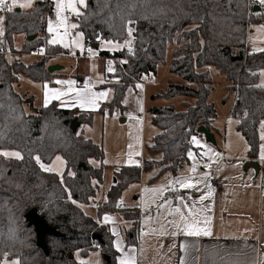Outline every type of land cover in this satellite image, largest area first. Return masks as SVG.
<instances>
[{
  "label": "trees",
  "instance_id": "16d2710c",
  "mask_svg": "<svg viewBox=\"0 0 264 264\" xmlns=\"http://www.w3.org/2000/svg\"><path fill=\"white\" fill-rule=\"evenodd\" d=\"M83 15L75 19L76 30L85 41L96 43L111 40L121 43L128 28L134 30V53L122 51L101 58L118 57L127 60L116 65L118 84L103 83L96 89L112 87L111 99L106 102L123 110L121 100L133 80L139 81L156 72L165 61L168 45L176 43L168 70L184 82L169 84L157 97H183V110L173 106L152 107L151 122L159 129L147 147L159 154L155 163L160 172L176 169L187 160L189 143L197 129L212 130L216 110L209 101L212 90L207 66H214L227 81L233 94V117L238 119L237 130L246 138L248 157L257 156L259 127L264 122V88L258 87V72L264 68V53H246L248 25L264 23V16L254 12L251 0H86ZM52 3L36 1L29 13L4 14V35L0 36V150L21 153L22 159L0 157V263L19 260L20 264H77L74 254L87 255L94 250L93 236L100 237L102 257L115 264L112 236L105 225H99L81 209L95 197L103 182V151L78 135L79 127L89 123L91 115L78 109H62L56 102L47 107L33 108L32 98L20 96L14 89L19 76L34 82H45L55 73L47 71V55L61 54L59 47L46 44L45 23L52 12ZM1 14V13H0ZM26 39L21 49L29 52L44 48L47 57L25 64L8 61L4 53L13 51L15 35ZM27 52V53H29ZM124 72V73H123ZM105 103V104H106ZM29 104L32 112L25 111ZM77 124L75 130L72 126ZM56 155L66 162L62 177L43 171L36 163H49ZM91 160L99 162L94 166ZM152 163L144 160L141 166L121 167L114 175V184L106 192L105 201L97 213H115L121 193L138 183L141 172ZM36 209L60 237L47 235V254L37 246L34 228L25 214ZM133 214V213H132ZM128 219H135L133 214ZM127 237V244L135 239ZM97 241V240H96Z\"/></svg>",
  "mask_w": 264,
  "mask_h": 264
},
{
  "label": "crops",
  "instance_id": "0c3cea01",
  "mask_svg": "<svg viewBox=\"0 0 264 264\" xmlns=\"http://www.w3.org/2000/svg\"><path fill=\"white\" fill-rule=\"evenodd\" d=\"M251 3L258 6L259 13L264 16V5H261L258 0H251ZM19 12L21 11L19 10ZM17 36H21L22 46L23 42L26 39L22 35ZM96 41V43H89L84 39L83 54L85 58H101L100 53L102 52H107L111 56L117 53V51L106 50L104 48V45L100 43V40L98 38L96 39ZM89 48L94 52H97L98 55L95 57H91L89 52L87 51V49ZM245 49L246 53L248 54L256 52L264 53V51H261V49H264V23L259 25H249V29L246 35ZM37 51L40 52V50ZM50 65L47 63V66ZM55 73H58V71ZM95 80H99L97 76ZM82 81V79H79V83H82L83 85ZM142 83V79L139 80V84ZM183 83V81L176 82L177 85H181ZM169 84L174 83L169 82L168 85ZM82 87H84V85ZM94 89H96L95 86L92 87V90ZM96 90H110L111 96L109 97V100L111 99L113 93L112 87H106ZM143 93L145 92L143 91ZM157 95L159 94L152 96L151 100L157 97ZM185 100H189V102L192 103L191 99L184 98V100L181 101V104ZM144 103H146L145 95H143V107L145 106ZM233 104L234 97L232 100L231 109ZM57 105L62 109H71L61 105L59 106L58 103ZM81 112H84V110ZM120 118H123L122 122L125 121L124 117L121 116ZM260 127L258 133L259 146L256 157H248V145L246 141V146H239V148L232 151H228L227 149L224 150L222 146V149L219 150L217 164H212L213 169L209 168V165L211 163L206 167L199 165L197 166V172L195 175H209L207 184L212 189V195L208 200L204 201V205H200L198 203L201 196L207 195L208 190L204 186V184L199 185V191L180 189L178 186H176L177 191L173 192L171 190H166L163 198L151 192L146 193L144 191L145 189H153L166 186L169 182V179L188 176L189 169L193 165V161L189 160L187 157V160L183 162L175 172H172L170 170L160 172L161 167L155 164L160 159V155L151 153L149 151L148 152L151 153L152 156L146 161L150 160L154 163L151 162L152 164L148 166V169L141 172L138 182V189L132 192V194L130 193L131 196H127V193L129 191V187L132 186V184L129 185L121 193L118 204L121 206H117V212L103 213L100 215L97 213V207L90 209L87 213L85 212L84 207L88 208V204L82 205L81 209L84 213H86L90 217L91 214H93V217H91L93 220H95L96 222L101 221L100 223H97L99 225H105L107 227L110 235L112 236V246L115 251V264H118V257L121 254L116 251L114 246V242L117 238L112 235L111 229L113 228H115L119 232L120 239L123 241V247L125 251L130 248L135 249V251L131 254L136 257L137 264H181L182 260L184 261V264H264V195H261L260 191V178L264 176V159L261 158L262 149H264V140L261 139L262 135L260 133ZM158 133L159 129L156 134ZM239 134L241 133L239 132ZM226 152H232V154H226ZM222 162L224 163L219 168V164H221ZM97 163L99 165V162H96V164ZM114 167L115 169L111 171L112 182L110 187L114 184L115 173H117L121 168V166ZM104 174L105 169L103 168L102 183H104L106 177V175L104 176ZM145 174L147 175L146 178ZM102 185L103 184L97 187L96 195L98 194L97 192ZM107 191L108 190H106V192ZM106 192L102 191V203L106 199L103 198L104 194L106 197ZM135 192L136 195L134 194ZM178 196H183L185 198V202L189 205L195 203L197 210L202 207H209L211 209L210 211L201 213V216H208L210 218L211 222L209 228L211 231V235H201L199 237H190L183 234L172 235V233L176 230L171 224L167 223V221L174 219V217L168 216L166 209L158 210L157 205L164 203V199L166 198L172 200V207H176L179 203L176 199V197ZM188 197H191L192 199L189 200ZM145 204L146 210L144 219H142L144 212V209L142 208ZM121 210L133 213L135 215V219L131 220L122 216L120 212ZM182 210L185 211V213L187 212L186 209ZM105 215L113 217L114 222L107 224L103 223V217ZM147 216H149V223L146 229H143L141 231V224H144ZM162 225H164L163 229ZM150 228L152 229V231H149ZM162 231L163 234H161ZM135 232L136 238L134 236ZM128 236L130 239L133 238L132 236H134L135 239L133 240V244H127ZM99 255L100 259H97L99 263H101L102 261H106L107 263H109L108 257H102L101 254ZM97 261L96 257H94L93 262Z\"/></svg>",
  "mask_w": 264,
  "mask_h": 264
},
{
  "label": "rangeland",
  "instance_id": "374dc122",
  "mask_svg": "<svg viewBox=\"0 0 264 264\" xmlns=\"http://www.w3.org/2000/svg\"><path fill=\"white\" fill-rule=\"evenodd\" d=\"M35 1H47V0H33L32 7L30 8L17 7V8H19V10L23 13H27V12L29 13L33 10ZM49 1L52 3L53 9L51 14L46 19V23H45V32L47 36L46 44L52 47H59L60 49H62L63 52L61 54L47 55L45 54L46 51L42 47H39L36 50L29 52L27 49H21L22 38L21 36L16 35V37H14L13 51L5 54L8 61H13V60L22 61L25 64L38 61L48 56L47 63L49 65L57 64L62 66V70L58 71V73H55L51 78H49L45 82H34L22 75L18 77L17 83L14 84L15 91L24 98L31 97L32 98L31 105L33 108L36 109L45 106V92L48 89L66 90V86L62 89L61 85L56 83V81L58 80L75 81L76 89L84 88L82 87L83 86L82 83H79V79L82 80L91 79L92 81H94L95 84L94 86L103 84V83H99V80H95L96 76L98 77V79L102 77L106 81L105 83L112 85L118 84L116 81L121 80L119 76H116L115 71L111 73L107 71V68L103 66L104 61L102 58H97V57L91 59H89L88 57L85 58L83 54L84 51H81L78 48H64L60 44L53 45L48 43V40L51 39V36L47 31L48 20L49 19L55 20V5L53 3V0H49ZM19 2L24 3L25 0H19ZM10 3L11 0H9V4ZM83 9L84 7L80 9L81 12L83 11ZM66 15L68 14L66 13ZM0 16H4V14H0ZM76 18L77 17L75 16H71L70 22L76 23L75 21ZM0 28H3V24H0ZM248 29H249V25L247 27L246 35ZM62 31L63 30H61V32ZM77 32L79 31L73 29L72 35L75 36ZM126 39H128L127 33H126V38L120 44H123ZM82 43L84 45V39ZM175 49H176V43H172L168 45L165 61L157 65L156 72L154 75L142 79L143 83L141 85H143V90L135 87V85L138 84L139 81H134V80L132 82L133 83L132 86L126 89L125 95L121 100V106L123 107V110H121L122 117L125 118L124 122H121L119 118H116L114 117L113 114H111L115 108H118L117 106L112 107L108 103L103 104L109 100L111 94L109 95L107 100L100 102L98 110L96 111L84 110V112L89 113L91 115V120L89 123H84L79 127L77 131L78 135L85 139H89L92 143L98 145L102 149L104 153V158H103V165L105 169L104 176L106 175L105 181L104 183H102L103 185L100 187V189L97 192L98 194L89 202L87 206L89 209L84 207L85 212L88 213L90 209L97 208L102 204V195H103L102 191L106 192V190L110 188L112 182L111 171L115 169L114 166H121V167L133 166V165L141 166L144 160H148L151 158L152 154L148 152L147 146L151 144L152 138L158 132V128L152 125L150 109L153 106H157V107L173 106V108L176 110L184 109V106L181 104V101L184 100V98L182 97H176L172 99L155 97L153 100H151L152 96L156 94H161V92L167 88L169 82H172L174 84H176V82H180V81L182 82V79H180L178 76L171 75L168 70L170 60L172 58V52ZM37 50H40V52L41 50H43V54H41V56L39 57L34 55V53ZM73 52H75V55H73ZM116 65L117 64L113 63L114 68ZM207 70L211 77V85H212V90L209 95V100L212 102L216 110V118L213 120L212 123L213 128L210 131V133L213 135L214 144L209 143L208 141L205 140L204 136H202L200 140L201 144L212 149V153L204 157H200L199 153L205 151L206 149L197 148L193 145H192L193 149H191L193 152L197 153V160L200 161L198 165L205 167L210 163L217 164L219 157V150L222 149V146L224 150L227 149L228 151L236 150L237 148H239V146L240 147L246 146V138L241 134H239L236 128L238 119L233 117L230 111L233 100V94H229L227 90L228 83L225 80L224 75L221 74L214 66H207ZM261 72H264V68L258 72V85H264V76L260 75ZM107 81H111V82L109 83ZM45 85H47V89L45 88ZM129 89H131V92H129ZM92 91L101 92L102 90L99 91L94 89ZM143 91L145 93H143ZM143 95H145V100H146V103H144L145 104L144 107H143ZM62 99L69 100L70 97H62ZM125 100L127 101L126 103ZM53 101L57 102L59 106L61 105L60 100H52L50 103H52ZM138 101H140L139 104L137 103ZM64 107L71 109L75 108L78 109L79 111H83L79 107H71V106H64ZM141 107L143 108V111H140ZM24 108L27 113L32 112V109L30 108L29 104H25ZM129 116L137 117L141 121V123L137 124L136 120L130 119ZM260 133L261 135H264V129L261 128ZM130 144L133 145L132 149L129 148ZM5 150L16 151L11 149H5ZM130 152L132 153L131 159L133 161V163L131 164L128 163ZM136 152H139V155H136L135 154ZM226 154H232V152L230 153L226 152ZM56 157L62 158V156L56 155L49 163H43V162L42 163L45 164V166H51L55 162ZM10 158H14V157H10ZM10 158H6V159H10ZM62 160L64 161V164L58 165V168L63 175L65 171L66 162L63 158ZM116 162H120V163H116ZM91 163L94 166L96 165L98 166V163L96 164V161L94 160H91ZM223 163L224 162L219 164V168ZM49 173H55V172H49ZM62 175H58V176L62 177ZM146 177L147 175L145 174V178ZM137 189H138V183H133L132 186L129 187L127 196H131L132 192H134ZM134 194L136 195V192ZM103 198H106L105 194ZM142 209H144L143 217H142V219H144L146 204L143 206ZM120 212L124 217H131L133 215L132 213L126 212L124 210H121ZM91 217H93V214H91ZM148 223H149V216H147V219L145 220L144 224L143 225L141 224L140 230L142 231L143 229H146ZM149 231H152V229L150 228ZM98 253H99L98 251L92 250L87 255L83 256L79 252H76L74 254V258L77 264H80V261L82 260L85 262H91V264H95L96 262H93V258L96 257V261L97 259H100L99 254L101 253L99 254ZM8 261L11 262L12 260H8ZM0 264H3V261Z\"/></svg>",
  "mask_w": 264,
  "mask_h": 264
},
{
  "label": "snow or ice",
  "instance_id": "6c2138e0",
  "mask_svg": "<svg viewBox=\"0 0 264 264\" xmlns=\"http://www.w3.org/2000/svg\"><path fill=\"white\" fill-rule=\"evenodd\" d=\"M261 5H264V0H258ZM55 5V20L49 19L47 31L51 36V39L48 40L49 44H60L64 48H78L81 51H84V45L82 43L84 39V34L82 32H77L75 36L72 35V30L79 27L76 23L70 22V17H81L83 13L81 12V8L87 7L86 0H53ZM33 5V0H25L24 3H20L19 0H11L9 4V0H0V11L6 10L7 12L11 13L14 8H30ZM66 13L68 15H66ZM4 23V17L0 16V24ZM61 30H63L61 32ZM4 35V29L0 28V36ZM127 36L128 39L124 41L123 44L115 43L111 40H100V43L104 45L105 49L108 51H120L122 49H127L129 54L134 53L133 49V42H134V30L132 28L127 29ZM71 37V39H70ZM91 57H95L98 55L97 52H94L92 49H87ZM264 51V49H261ZM43 54V50L41 53ZM75 55V52H73ZM121 64H127V60H121ZM107 71L109 73L114 72L115 69L113 67V63L111 60L108 61ZM261 76H264V72L260 73ZM106 81L101 77L99 78V83H105ZM111 82V81H107ZM119 83V81H116ZM57 84H60L62 89L66 86V90H52L48 89L45 92V107L52 101V100H60L61 106H71V107H79L85 111H96L99 108V104L101 101L107 100L110 95L109 91H101V92H94L92 91V85L90 82L84 85L83 89H76L75 81H56ZM136 88L143 90V85L136 84ZM258 87H264V85H258ZM47 89V85H45ZM131 92V89H129ZM62 97H70L69 100H64ZM127 101L125 100V103ZM138 104L140 101L137 102ZM140 111H143V108H140ZM130 119L136 120L137 124H140L141 121L135 116H129ZM261 128L264 129V123L261 124ZM138 139V138H137ZM261 139L264 140V135L261 136ZM189 143L197 148H204L205 151L199 153L200 157H204L212 153V149L201 144L200 140L197 139L196 136H192ZM129 148L132 149L133 145H129ZM139 155V152L135 153ZM132 153H129V160L128 163H133L131 159ZM0 157L10 158L14 157L16 159H22L21 153L19 151H8V150H0ZM187 157L189 160L193 161V165L189 169L188 176H181L176 177L174 179H169V182L166 186L160 188H153V189H145L144 191L151 192L153 194H157L161 198L164 197V193L166 190H171L173 192L177 191L178 186L180 189H188V190H197L199 191V185L204 184L207 188V195H203L200 197L198 203L200 205H204V201L208 200L212 195V189L207 184L208 176H196L197 166L200 161L197 160V153L193 152L191 149L187 151ZM262 159H264V149H262ZM35 161L37 164L40 165L41 169L45 172H55L58 175H62V172L59 171L58 165H63L64 161L61 157H56L55 162L51 166H45L41 162V158L39 156L35 157ZM207 166V165H206ZM178 200V206L172 207V200L171 199H164V203L158 204L157 209H166L168 216L174 217L172 220H168L167 223L171 224L173 228L176 230L172 233V235L176 234H183L185 236L190 237H199L201 235L209 236L211 235V231L209 228L210 225V218L208 216H201L202 212L210 211L209 207H202L197 210L196 204L193 203L189 205L185 202V198L183 196L176 197ZM191 200V197H188ZM122 204V201H121ZM118 207L121 205H117ZM182 209H186L187 212L183 211ZM100 223L101 221H97ZM114 222V218L108 215L103 217V223H112ZM203 225V226H201ZM164 225H162V229ZM112 235L115 236L117 239L114 242L115 249L121 255L118 257V264H137L136 257L132 255L135 251L134 248H130L125 251L123 247V241L120 239L119 232L113 228L111 229ZM163 234V231L161 232ZM3 264H20L19 260H12L9 262L6 258L3 261ZM80 264H91V262L80 261ZM99 264V261L96 262ZM181 264H184V261H181Z\"/></svg>",
  "mask_w": 264,
  "mask_h": 264
},
{
  "label": "water",
  "instance_id": "95a60500",
  "mask_svg": "<svg viewBox=\"0 0 264 264\" xmlns=\"http://www.w3.org/2000/svg\"><path fill=\"white\" fill-rule=\"evenodd\" d=\"M15 12H19V9H15ZM254 12L259 11L258 6H254L253 8ZM35 39V36H29L26 38V41L30 42ZM134 49V48H133ZM62 69L61 66L59 65H50L47 67L48 73H55L57 71H60ZM121 122L123 121V118L119 119ZM77 127V124H74L72 126V129L75 130ZM197 133L201 134L204 136L205 140L208 141L209 143L214 144V139L213 135L203 126L199 127L197 129ZM25 220L27 221L29 226H32L34 228L35 234H36V243L37 246L43 250L45 254H47V245L45 238L47 235L55 236V237H60V234L52 227H50L45 219L41 217L36 209H32L28 211L25 216ZM94 240L100 241V237L97 235L93 236Z\"/></svg>",
  "mask_w": 264,
  "mask_h": 264
},
{
  "label": "built area",
  "instance_id": "2783aa9c",
  "mask_svg": "<svg viewBox=\"0 0 264 264\" xmlns=\"http://www.w3.org/2000/svg\"><path fill=\"white\" fill-rule=\"evenodd\" d=\"M6 12H7L6 10H4V11H0L1 14H5ZM133 48H134V44H133ZM123 52H124L125 54H128L127 49H123ZM40 53H41V52L36 51V52L34 53V55L39 57V56H41ZM4 54H7V53H4ZM89 59H91V58H89ZM102 59H103V61H104V65H103V66H104L105 68H107V66H108V61H109V60H111L112 63L117 64L118 66L122 67V64L120 63V61L123 60V59H121V58H118V57H108V58H102ZM135 81H136V80H135ZM82 82H83V85H85L86 83H89V82H90L92 85H94V84H93V81L90 80V79L83 80ZM111 114H113L114 117H116V118H120V117L122 116V111H121L119 108H115V109L112 111ZM202 136H203V135H201V134H197V135H196V137H197L198 140H201ZM260 161H262V160H260ZM209 168H210V169H213V165L210 164V165H209ZM212 180H213V179H212ZM260 191H261V195H264V176H262V177L260 178ZM134 236H135V238H136V232L134 233ZM92 247H93L96 251H98V252H102L103 247H102V243H101L100 241H96V240H94L93 243H92Z\"/></svg>",
  "mask_w": 264,
  "mask_h": 264
}]
</instances>
